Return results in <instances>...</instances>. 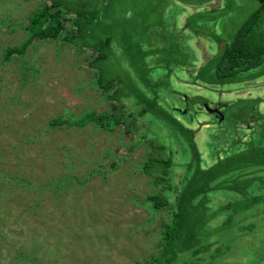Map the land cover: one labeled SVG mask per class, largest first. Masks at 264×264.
Listing matches in <instances>:
<instances>
[{
  "label": "rangeland",
  "instance_id": "1",
  "mask_svg": "<svg viewBox=\"0 0 264 264\" xmlns=\"http://www.w3.org/2000/svg\"><path fill=\"white\" fill-rule=\"evenodd\" d=\"M82 1L87 8L97 6L96 0ZM111 1L115 2L106 19L114 29L123 28L127 35L136 34L143 44L151 41L155 49L168 50L174 61L178 59L177 45L189 65L194 58L198 68L191 73L186 69L188 76L182 81L186 86L192 85L190 77L215 51L218 53L219 38L235 39L242 24L264 3L104 0L105 4ZM43 3L44 0H0V264H152L163 250V224L171 220L167 210L154 215L137 205L159 191L151 186L152 178L144 175L142 169L150 154L149 141L144 140L134 152L126 154L124 148L131 144V135H124L125 129L119 126L104 129L95 119L79 127L50 126L58 116L74 120L113 109V102L90 86L95 76L87 62L91 53L78 54L57 42L34 38L24 56L17 52L9 55L10 49L30 37L27 30L31 29L24 23ZM85 10L92 12L93 8ZM188 18L198 22L199 31L181 38L179 33L189 30L185 25ZM261 28L264 30V23ZM163 58L167 57L160 56L157 61L161 63ZM151 60L155 61L154 57ZM157 64L152 70L153 82ZM248 75L250 80L221 89L226 98L214 92L201 91L198 95L210 103L233 106V129L238 136L243 122L249 124L257 116L264 117V65L242 76ZM191 88L203 90L199 86ZM171 101L172 95L165 100L167 105ZM250 102L252 108H248ZM127 105L130 106L128 102ZM257 106L259 113L252 114ZM130 109L134 111L127 108ZM213 119L221 120L217 116ZM215 121L208 113L193 114L189 120L195 124L191 128L198 132L196 143L205 151L207 162L212 160L214 133L220 128L228 131V125ZM258 123L255 129L260 138L262 129ZM141 126L138 120L137 127ZM118 156V165L111 169V159ZM183 174L176 173L177 186ZM22 180L39 186L41 192L20 185ZM216 193H211L208 205L218 217L210 221L205 231L213 233L211 239L223 240L228 251L212 263L263 264L264 203L254 206L252 215L244 221L243 225L250 230L243 234L234 232L239 242L231 241L225 231H218L217 227L227 219V212H222L218 204L234 198ZM256 195H264V177L252 185L251 197ZM249 239L251 244H247ZM189 257L188 254L171 264H202L190 261Z\"/></svg>",
  "mask_w": 264,
  "mask_h": 264
},
{
  "label": "trees",
  "instance_id": "2",
  "mask_svg": "<svg viewBox=\"0 0 264 264\" xmlns=\"http://www.w3.org/2000/svg\"><path fill=\"white\" fill-rule=\"evenodd\" d=\"M114 2H106V5L104 0H96L97 6L87 8L82 0H44L43 5L24 23L27 29H31L27 30L30 37L20 46L10 49L9 55L17 52L24 56L29 44L35 41L34 38L57 42L78 54L84 51L91 53L87 62L95 76L90 86L92 88L93 85L95 90L111 100L113 109L74 120L58 116L50 122V126L79 127L93 119L104 129L119 126L125 129L124 135H131V144L127 149L124 148L126 154L134 152L135 147L144 140L149 141L147 149L150 154L145 158L142 169L144 175L152 178L151 186L157 187L159 191L137 205L148 208L154 215L167 210L171 220V223L163 224V250L154 257L152 264H171L188 254L192 262L209 264L217 254L220 257L228 251L224 245L225 251L220 247L223 240L211 239L213 233L205 231L210 221L218 217L208 205L211 193L234 198L228 197V202L218 204L222 212H227V219L217 228L228 236L250 230L245 228L244 221L252 215L250 211L254 206L264 203V195L251 197L252 185H257L264 177V117L257 116L249 124L243 122L238 136L236 129H233L236 123L235 112L230 109L233 106L210 103L198 95L214 92L226 98L221 94L224 86L250 80L249 75L247 78L242 75L264 65V30L261 28L264 23V3L242 24L235 39L228 41L219 38L218 53L215 51V55L190 77L191 86L203 88L194 90L182 82L188 76L186 69L191 73L198 68L194 58L189 65L177 45L175 53L178 59L174 61L167 54L168 50L155 49L151 41L143 44L137 40L136 34L129 32L127 35L123 28L114 29L106 19L107 11L109 13ZM91 8L92 12L85 10ZM195 24L196 28L193 26ZM185 25L189 30L179 33L181 38L193 36V32L199 31L197 21L188 18ZM158 54L159 57L167 58H163L160 63L157 61ZM153 57L155 61L151 60ZM156 63H159L156 68L158 71L153 82L152 70ZM171 95L173 101L167 105L165 100ZM257 100L260 103L262 101L260 97ZM127 108H133L134 111ZM248 108H252L251 102ZM222 109L224 112H221ZM258 110V106L254 107L252 114L259 113ZM199 113H208L211 118L223 114L224 120L215 122L221 126L228 125V131L220 128L214 133L211 162H207L205 151L196 143L198 132L191 128L195 124L189 122L193 114ZM138 120L142 122L140 128L137 127ZM257 122L262 129L260 138L256 136ZM118 158L121 159L119 156L111 159V169L118 165ZM178 171L184 174L177 186L175 175ZM20 185L37 193L42 190L32 182L22 180ZM230 239L232 241L233 238ZM214 243L219 244L215 246Z\"/></svg>",
  "mask_w": 264,
  "mask_h": 264
},
{
  "label": "flooded vegetation",
  "instance_id": "3",
  "mask_svg": "<svg viewBox=\"0 0 264 264\" xmlns=\"http://www.w3.org/2000/svg\"><path fill=\"white\" fill-rule=\"evenodd\" d=\"M237 234H234V235H232V236H229V237H231V238H233L232 240H235L236 241V238H235V236H236ZM217 237H218V235H217ZM249 238H250V235H249ZM238 240V239H237ZM246 241V240H245ZM238 242H239V240H238ZM252 242L250 241V239H249V241H247V244H251ZM220 247L223 249V251H225V247L223 246V245H220ZM220 255V254H219ZM218 256V254L215 256V257H217ZM214 257V258H215ZM209 264H213L212 262H210ZM264 264V263H263Z\"/></svg>",
  "mask_w": 264,
  "mask_h": 264
},
{
  "label": "clouds",
  "instance_id": "4",
  "mask_svg": "<svg viewBox=\"0 0 264 264\" xmlns=\"http://www.w3.org/2000/svg\"><path fill=\"white\" fill-rule=\"evenodd\" d=\"M43 4H41V6H42ZM40 6V7H41ZM210 110H212V109H210ZM217 118H220L222 121L224 120V116H223V114H221V117H219V116H217ZM213 119V118H212ZM214 120V119H213ZM215 121V120H214ZM217 122V121H216Z\"/></svg>",
  "mask_w": 264,
  "mask_h": 264
},
{
  "label": "water",
  "instance_id": "5",
  "mask_svg": "<svg viewBox=\"0 0 264 264\" xmlns=\"http://www.w3.org/2000/svg\"><path fill=\"white\" fill-rule=\"evenodd\" d=\"M208 109H209V107H208ZM216 111L218 112L219 110L218 109H216ZM210 112H212V110H210ZM220 112V111H219Z\"/></svg>",
  "mask_w": 264,
  "mask_h": 264
}]
</instances>
